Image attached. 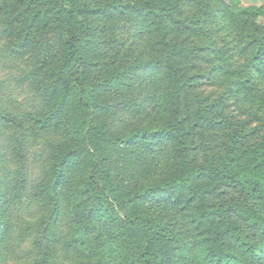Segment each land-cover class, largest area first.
Listing matches in <instances>:
<instances>
[{"label":"rangeland","instance_id":"obj_1","mask_svg":"<svg viewBox=\"0 0 264 264\" xmlns=\"http://www.w3.org/2000/svg\"><path fill=\"white\" fill-rule=\"evenodd\" d=\"M66 1L73 7L91 11L114 2ZM170 4V21L165 25L170 31L174 46L171 47L186 49L183 55L178 56L175 49L168 61L154 29L133 15L119 11L107 16L85 13L95 44L88 49L80 68L74 70L66 61L65 43L69 33L78 31L81 24L56 14L57 0H0V112L11 110L20 124L18 131L13 130L18 132L17 139L10 142L14 133L10 134L0 122V264H16L14 254H9L12 244L21 238L22 247L27 249L45 228L51 210L47 184L62 155L67 127L76 130L79 124L83 126L75 100L65 107L60 105L67 89L58 79L61 70L68 74L70 92L67 91L73 99L75 78L84 86L87 96L91 95L90 88L98 85V100L110 102V116L105 118L110 123V138L170 125L172 96L167 69L171 61L172 66L179 62L185 67L188 83L194 87L185 98L193 109L191 121H196V113L211 119L207 130L213 134L205 146L231 143L236 132L232 127L236 126H230L232 120L227 115L238 116L241 111V115L252 116V109L248 111L246 106H252L258 97L264 100V72L255 66L247 72L244 66L251 55L247 45L250 26L239 17L243 8L262 6L263 0H170ZM253 23V29L264 26V16ZM253 118L256 120L257 115ZM83 129L86 131L88 127ZM19 138L22 142H18ZM87 142L82 158L71 164L70 177L62 188V196L71 202V210L52 220L54 230L66 227L69 221H74L75 226L81 220L85 224L81 210L76 207L80 202L78 192L97 157H105L110 166V183L116 189L113 195L129 199L145 186L171 177L177 157L184 153L182 145L168 139L155 143L151 151L139 146L117 149L100 144L92 136ZM241 143L242 150L248 148L246 142ZM248 156V161L254 159ZM258 169L264 170V164ZM261 180L264 183V178ZM239 195V188L221 186L196 207L151 199L120 205L110 195V205L90 220L91 225L86 224L105 235L110 230L106 248L110 263L117 264L126 240L117 238L113 219L135 213H157L168 220L174 237L170 264H202L207 239L211 243L213 239L221 242L237 231L235 224L227 221L231 216L238 221ZM205 211L212 213L209 220L194 221L197 213ZM7 230L12 233L11 237L7 233L9 238L5 234ZM137 244L134 237L127 249H135ZM179 245L186 247L177 250ZM88 247L91 249L90 243ZM63 248L61 236L54 246L56 264H70L74 259L80 263L86 259L85 253H65ZM131 259L126 257L130 262Z\"/></svg>","mask_w":264,"mask_h":264},{"label":"trees","instance_id":"obj_2","mask_svg":"<svg viewBox=\"0 0 264 264\" xmlns=\"http://www.w3.org/2000/svg\"><path fill=\"white\" fill-rule=\"evenodd\" d=\"M57 3L58 5L54 7L56 14L68 18V20L75 19L81 24L78 31L69 33L65 43L66 61L69 64L67 65L74 70L80 68L88 49L95 44L90 22L85 17V13L94 16L96 14L107 16L114 11H119L121 14L133 15L154 29L158 37L157 42L164 49V54L167 53L168 61L174 54L172 52L177 49H173L170 31L165 25V22L170 21V0H114L112 5L108 3L102 8H98L97 11L73 7L66 0H57ZM260 16H264V4L254 9L243 8L239 13L243 22L249 23L248 27L250 26L247 31L249 37L247 45L251 48V55L244 65L248 68L247 72L254 66L264 72V32H260L261 29L264 30V26L252 28L253 22ZM177 50L175 52L178 56L187 52L183 48ZM176 64H174L176 66H172L173 62H169L167 69L170 95L172 96L173 120L170 125L164 129L136 132L116 138H110L108 134L110 123L105 118L107 115L110 116V102L103 98L98 100L96 91L98 85H95V88L91 87L89 90L91 95L87 96L84 86H81L78 83L79 79L75 78L73 93L76 95L73 99L69 95L68 74L63 70L60 71L58 79L67 88L66 97L60 105L65 107L69 101L74 102L75 100L83 118V123H81L83 126L79 124L76 130H70L71 126L69 125L67 127L68 131L63 143L64 149H61L62 155L58 157L57 165L47 184L46 194L51 207L49 221L45 228L39 232L38 237L30 242L27 249L22 247L21 238L18 243L12 244L9 254H14L16 264H56L54 262L56 257L54 246L61 236L64 238L63 251L65 253L78 252L77 254L85 253L86 256L84 261L78 263L79 261L74 259L70 264H112L106 248L110 239V230H106L105 235L96 227L88 226L90 220L101 215L100 212L104 210L105 206L110 205V195L120 205L145 202L151 199L171 203V205L183 203L184 207L192 205L196 207L199 205L197 203H203L208 197L217 193L221 186L239 188L240 190V199L237 200L238 221L236 223L231 214V219L228 218L230 220L227 221V224H235L237 231L231 233V238L221 242L213 239L211 243V239H207L205 242H208L203 246L202 264H264V183L261 180L264 178V170L258 169V166L264 164V100L258 97L252 106H246V110L252 109V116L250 113L241 115V111L238 113L239 117L227 115L232 120L230 126H236L232 127L236 132L232 135L231 143L226 146L212 144L205 146V141H208L210 135L213 134L207 130L211 119H208L205 114L201 116L196 113V121L194 123L191 121L194 117L193 109H190L185 98L194 87L188 83L189 77L185 72V67L179 62ZM73 74H75L74 71ZM183 103H186L187 106ZM255 115H257L256 120L253 118ZM0 122L7 127L10 134L14 133L12 139L11 137L9 139L10 142H14L18 137V132H13V130L18 131L20 127L19 122L15 119V113H11V110H7V113L0 112ZM85 126L88 127L86 131L83 129ZM247 129L250 130L247 131ZM195 135L199 137L197 140L194 138ZM90 136L100 144H108L117 149L139 146L144 151H151L155 143L162 139H168L182 145L181 151L184 153L177 157L171 177L145 186L129 199L113 195L116 189L110 183V166L105 157H97L87 180L83 181L84 187L78 192L80 202L76 206L81 210V217L88 224L86 222L84 224L81 220L75 226L74 221H69L66 227L54 230L52 220L64 216L71 210V204H69L71 202H68V199L65 201L66 199L62 196V188L70 177L71 164L82 158L83 149L85 150L88 145L87 141ZM20 140L21 138L18 139V142ZM241 142H246L248 148L242 150L241 144L243 143ZM248 154L254 159L248 161ZM258 160H263V162L257 163ZM251 161L254 162V165H251ZM210 214H212L211 211L199 212L195 215L194 221L209 220ZM112 222L118 232L117 238L126 240L122 256H120L121 252L118 253L120 257L117 264H170L171 253L174 252L171 249V240L174 237H172V233L170 234L172 231H169L168 220L161 218L157 213H135L122 219L115 218ZM7 233H10L9 237L12 236V233L7 230L5 233L7 238H9ZM134 237L138 243L137 246L132 250L127 249L133 244ZM89 243L92 246L91 249L88 247ZM179 246L177 250L186 247ZM127 256L132 257L131 262L126 260Z\"/></svg>","mask_w":264,"mask_h":264}]
</instances>
